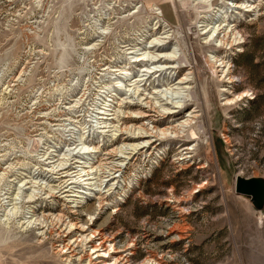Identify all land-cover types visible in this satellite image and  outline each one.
Returning a JSON list of instances; mask_svg holds the SVG:
<instances>
[{"label":"rangeland","instance_id":"obj_1","mask_svg":"<svg viewBox=\"0 0 264 264\" xmlns=\"http://www.w3.org/2000/svg\"><path fill=\"white\" fill-rule=\"evenodd\" d=\"M188 2L0 0V264H85L81 224L108 263L264 264V196L235 191L264 183V0Z\"/></svg>","mask_w":264,"mask_h":264},{"label":"bare ground","instance_id":"obj_2","mask_svg":"<svg viewBox=\"0 0 264 264\" xmlns=\"http://www.w3.org/2000/svg\"><path fill=\"white\" fill-rule=\"evenodd\" d=\"M182 1H184V3H186V6L189 4L188 0H182ZM215 1L216 0H211L210 4H213ZM240 4L242 5V4H244V2H241ZM182 6L184 7V4L183 3H182ZM203 7H205V6L203 4H201V3H198L195 6L196 9L197 8H203ZM245 7H248L249 8L250 7V4L249 5H245ZM161 20L162 19L158 18L156 20V23L157 22L160 23ZM156 23H155V25H156ZM235 28L230 30V34L229 35H231L232 36V39L236 41V40H239V39H241L243 37H242L241 32L239 30H237L238 28L237 29H235ZM192 30H191L192 32H195L196 31L194 29H192ZM222 39L225 40V37L222 36ZM237 44H239V42H237ZM164 45H162V44H155V46L158 47L157 50L158 49L159 50L160 49H164ZM238 48H240V47H238ZM171 60H174V61L176 60L175 61L176 63H178V62H180V63L181 62L187 63L188 62L182 56H178L176 59H174L172 56H169L167 54H164L163 56L159 57L155 62L157 63V62H160V61L165 62V61H171ZM137 61H142V58H137ZM218 61H220V63L223 64L222 65V69H221V72H222L223 77L226 78V81L228 83H230V87L223 88L222 91H224L225 93H229V96H230L231 93H232L231 87H232V85L235 82V80L233 79L234 76L232 74V69L230 68V62L229 61H223L222 58H220ZM155 71H157V70H155ZM247 94H248L247 91H243L241 94L237 95V97L246 96ZM229 96L228 95H225L222 98L224 100V103L225 104L231 103L234 100V96L233 97H229ZM171 113H173V112H171ZM195 122H197V121H195ZM189 128H190L191 138H195L196 137L195 128L193 126H191V125L189 126ZM172 132H173V134L175 136H177L179 133H182V127L179 126V128H177V129L174 127L172 129ZM155 133L160 138H166V133H165V130H163V129L155 130ZM189 149H191V148L188 147V146H182L181 147V150L179 152V155L180 156L178 157V159H184V158H186L187 155H188V153L190 152ZM87 174H89V173H86V175ZM85 179H89V178H85ZM176 201H178V200H176ZM82 210L85 211L87 214H92V212L94 211V207H92L90 205H87ZM55 216L56 215H51V214L50 215H47V214L44 215V214H42L41 216H36L33 219L32 224H34V226L35 225H38L39 228H41V229L43 227L52 228L55 225L56 226L58 225L57 228H59V230L57 231V233L60 232V231L63 232L64 230H65L66 233H69L70 229L73 226H75V223H69V222L68 223H65V222H61L58 217H56V220H55ZM80 226H81V230L82 231H87L86 233H80L79 234V236H80L79 242L80 243L82 242V246L80 247L81 248V252L79 254V259L81 260V259H83V257H86L87 258V262L85 264H124V262L128 259V256H129V254L131 252L130 251V248L124 249L123 250L124 252L127 251V250H129V251H127L126 253L119 254L118 257H115L114 258V261L112 263H108V261L106 260V257H109V255L106 256V253L107 252L106 251H104V253L99 252L101 249L104 248V243H103L104 241H103L102 235L99 232V230H97V229L90 230V227L88 225H84V224H81ZM91 237H93V239L98 238L99 243H94L93 244L94 241L91 239ZM76 241H77V239H75L72 243H71V241H69L68 244L66 243L65 245H62V243H61L62 249L65 248V250L67 249L70 252L75 251V248L73 247L74 245H72V244L75 243ZM79 242L75 243V246H77L79 244ZM87 244H89V245H87ZM85 247L88 248L87 249L88 252H85V250H86ZM91 255H93V258H91ZM144 264H165V263H161L160 261H155L154 259H151V260H147Z\"/></svg>","mask_w":264,"mask_h":264},{"label":"water","instance_id":"obj_3","mask_svg":"<svg viewBox=\"0 0 264 264\" xmlns=\"http://www.w3.org/2000/svg\"><path fill=\"white\" fill-rule=\"evenodd\" d=\"M235 191L239 194L248 196L257 205H261L264 196V183L257 178L236 176Z\"/></svg>","mask_w":264,"mask_h":264}]
</instances>
